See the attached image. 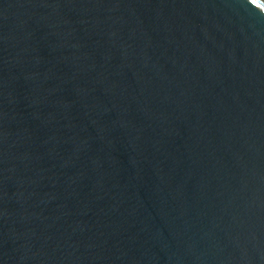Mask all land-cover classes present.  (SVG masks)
<instances>
[{
	"label": "water",
	"instance_id": "obj_1",
	"mask_svg": "<svg viewBox=\"0 0 264 264\" xmlns=\"http://www.w3.org/2000/svg\"><path fill=\"white\" fill-rule=\"evenodd\" d=\"M0 264H264V0H0Z\"/></svg>",
	"mask_w": 264,
	"mask_h": 264
}]
</instances>
